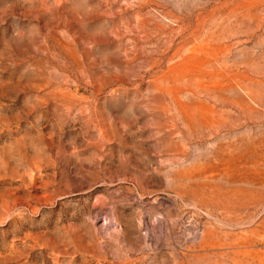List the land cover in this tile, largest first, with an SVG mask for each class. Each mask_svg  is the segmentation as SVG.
Masks as SVG:
<instances>
[{
  "label": "rangeland",
  "instance_id": "374dc122",
  "mask_svg": "<svg viewBox=\"0 0 264 264\" xmlns=\"http://www.w3.org/2000/svg\"><path fill=\"white\" fill-rule=\"evenodd\" d=\"M0 264H264V0H0Z\"/></svg>",
  "mask_w": 264,
  "mask_h": 264
}]
</instances>
